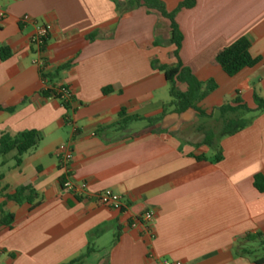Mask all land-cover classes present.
<instances>
[{
  "label": "crops",
  "instance_id": "1",
  "mask_svg": "<svg viewBox=\"0 0 264 264\" xmlns=\"http://www.w3.org/2000/svg\"><path fill=\"white\" fill-rule=\"evenodd\" d=\"M117 1L125 0H0L8 13L0 45L12 50L0 60V105L15 106L0 111V132L34 129L44 136L20 164L0 172L7 193L30 185L40 196L34 204H16L0 194V204L12 202L14 214L11 227H0V264H264L257 263L264 255L254 256L264 244L244 241L264 234V193L254 186L255 175H264V112H246L247 126L222 136L219 110L237 98L254 110L255 95L264 98V0H195L179 10V59L168 19L144 6L121 14ZM162 1L173 11L182 0ZM24 15L51 25L45 72L73 90L69 113L61 100L39 94L34 25L22 22ZM241 36L252 40L251 55L261 61L229 76L215 59ZM178 61L199 80L216 81L199 103L205 114L171 112L150 128L146 120L122 128L123 108L142 117L162 112L170 85L155 63ZM63 142L73 151L70 179L86 184L82 195L62 186L57 149ZM218 151L222 159L214 161ZM107 189L121 196V207L97 201ZM146 211L154 212V237L132 226Z\"/></svg>",
  "mask_w": 264,
  "mask_h": 264
},
{
  "label": "trees",
  "instance_id": "2",
  "mask_svg": "<svg viewBox=\"0 0 264 264\" xmlns=\"http://www.w3.org/2000/svg\"><path fill=\"white\" fill-rule=\"evenodd\" d=\"M195 5V0H182L177 8L173 11L167 10L165 3L162 0H125L123 2L117 1V8L124 14L131 11L135 7L144 6L148 9H154L161 13V15L168 19L170 22V43L175 46L173 54L179 59V51L183 42V34L176 22V13L183 8H191ZM96 33L91 34L89 37L93 39ZM252 46V40L248 36H241L236 39L232 44L223 48L216 56V62L223 69V71L229 75L234 76L243 68L253 67L261 61L259 57H253L250 49ZM12 56V50L6 45H0V60H7ZM68 64H65L58 68L57 72L66 68ZM155 68H158L164 73L166 80L169 82V94L171 100L163 105L162 112L154 117H142L139 115L128 114L123 108L119 113L118 124L122 128H126L127 124L132 121L146 120L149 128L153 125H157L162 121L167 113L181 114L189 109H195L199 115L205 114V111L199 107V103L203 101L211 92H213L217 83L214 79L207 81L199 80L189 67L183 66L178 61L176 65L156 64ZM42 76L46 80L48 88L41 89L39 94L45 98H55L62 101L63 106L68 113L71 110L70 101L61 99L60 94L53 88L57 83H53L52 74L43 73ZM181 86H185L183 89ZM105 92L112 91V88L104 89ZM25 101V100H23ZM256 108L253 110L249 108L242 99L237 98L233 103L225 104L219 108L224 118V128L221 132L222 136L232 135L239 130L245 128L248 124L247 119L243 117L246 112L250 111H262L264 112V98L255 95ZM15 106H3L0 105V111L13 112ZM69 115L65 117V119ZM44 136L42 132L38 130H27L20 132L14 136L0 132V155H6L12 151L17 152L16 163L22 162V156L31 150L38 147L42 142ZM209 145L213 144V140L209 139L207 142ZM200 159V157H197ZM222 159V152L218 151L215 155L214 161ZM63 186L64 176L61 178ZM255 188L264 193V175L256 174L254 177ZM7 188H2L0 194L6 193L4 196L9 201L16 204L29 203L34 204L40 197L38 192L30 185H22L15 189L13 193H7ZM5 205V204H4ZM144 213L137 214L135 218H140ZM14 222V214L0 209V227H11ZM244 241H256L262 246L264 244V234L258 233L248 235L244 238ZM91 248H88L84 255L90 253ZM243 253H248V249L243 248ZM77 259L72 260L64 264H76ZM264 256L257 260V263H263Z\"/></svg>",
  "mask_w": 264,
  "mask_h": 264
},
{
  "label": "built area",
  "instance_id": "3",
  "mask_svg": "<svg viewBox=\"0 0 264 264\" xmlns=\"http://www.w3.org/2000/svg\"><path fill=\"white\" fill-rule=\"evenodd\" d=\"M8 18V13L0 8V22L6 20ZM21 21L26 22H32L34 25V31L30 37V42L36 47L38 57L35 60V63L39 67L40 74H41V82L43 85L42 89L48 88V85L46 83V80L42 76V74L46 73L47 63L46 60L42 57L44 46L46 45L47 39L49 37L50 31H51V25L47 23H40L36 20H31V18L27 15H24L21 18ZM53 88L57 91L58 94H60L61 99L65 101H70L74 97L73 90L64 84L58 83L56 86H53ZM67 124L72 125V132L73 134L77 132L76 125L73 124L72 119L70 116H68L65 119ZM57 152L61 158V167L64 173V183L63 187L67 189L68 191L82 195L85 193L86 190V184H76L70 179L71 175V162L73 160V151L71 149V146L67 142H63L58 146ZM97 201L106 207H113V208H119L121 207V196L117 193H115L112 190H104L97 194ZM154 221V212L153 211H146L140 218H135V221L132 223L133 227H137L138 225H142L143 229L146 230L148 233H150L151 237H154V234L151 230L152 223ZM152 255V254H151ZM160 264H182L180 261H171L169 259H161Z\"/></svg>",
  "mask_w": 264,
  "mask_h": 264
},
{
  "label": "rangeland",
  "instance_id": "4",
  "mask_svg": "<svg viewBox=\"0 0 264 264\" xmlns=\"http://www.w3.org/2000/svg\"><path fill=\"white\" fill-rule=\"evenodd\" d=\"M190 114H195V112L193 110H190ZM16 156H17V152L16 151H12V152H10V153H8L6 155H0V161H4V160L6 161L5 166H3L2 168L0 167V172H2L4 174H7L8 168H10V167H12V166H14L16 164ZM5 182L6 181H3V180L0 179V189L5 186ZM0 199H1V196H0ZM5 200H6V202L8 201V199H6V198H5ZM10 206H13L12 202H8L6 205L0 204V209H4L5 211H9L10 210ZM262 255H264V250L260 249L258 254L255 253L254 256H258L259 257V256H262Z\"/></svg>",
  "mask_w": 264,
  "mask_h": 264
}]
</instances>
